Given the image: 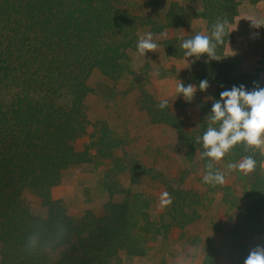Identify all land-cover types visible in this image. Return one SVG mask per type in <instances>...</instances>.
Returning <instances> with one entry per match:
<instances>
[{
	"label": "trees",
	"instance_id": "16d2710c",
	"mask_svg": "<svg viewBox=\"0 0 264 264\" xmlns=\"http://www.w3.org/2000/svg\"><path fill=\"white\" fill-rule=\"evenodd\" d=\"M201 1L202 9L197 11L172 0L164 17L157 18L129 10L127 0H0V264H120L121 252L146 255L151 240H164L174 231L189 246L198 244L199 238L190 235L187 227L201 218V192L198 184L183 183L194 173L207 171L209 159L200 158L204 149L197 137L207 130L211 109L204 110L197 127H192L181 98H166L168 107L160 109L164 99L148 89L151 73L130 71L150 122L175 131L176 148L191 165L177 181L145 163L124 164L115 154L120 143L106 123L95 127L83 149H77L75 141L88 133L91 123L86 99L92 72L98 70L112 81L129 73L125 61L129 49L136 46L139 29L175 32L163 45L167 55L181 58L186 50L176 42L195 21L205 20L204 35H210L217 20H227L229 35L216 49L220 59H209L207 54L189 57L186 81L197 85V90L201 80L215 82L214 100L234 85L243 84L248 90L261 87L257 73L234 74L232 64L223 59L234 38L240 0ZM93 150L113 164L114 175L106 173L104 180L109 199L99 213L86 208L72 214L52 190L66 170L92 161ZM245 156L257 161L246 217L260 221L264 155L253 147L245 150L242 143L227 154L233 160ZM125 168L133 183L154 186L164 175L163 186L172 203L164 206L158 219L120 183L117 176ZM214 168L218 169L216 164ZM28 192L40 199L43 211L31 209L25 198ZM116 193H124V198L114 200ZM31 238L36 239L35 246ZM209 259L204 256L202 264H210Z\"/></svg>",
	"mask_w": 264,
	"mask_h": 264
},
{
	"label": "rangeland",
	"instance_id": "374dc122",
	"mask_svg": "<svg viewBox=\"0 0 264 264\" xmlns=\"http://www.w3.org/2000/svg\"><path fill=\"white\" fill-rule=\"evenodd\" d=\"M172 0H127L129 10L141 14H151L157 18L164 17ZM181 4L197 11L202 9L201 0H177ZM239 14L233 28L234 38L228 44L224 60L229 61L234 74L250 71L257 73L264 87V26L250 27V21L243 18L255 16L264 18V0H240ZM205 20L200 18L179 35L178 46L182 41L197 33L205 34ZM137 31V41L134 48L129 49L125 61L128 72L117 80H109L98 70H94L89 78L91 92L86 99V108L91 123L88 133L75 141L77 149H83L92 138L95 127L106 123L111 134L120 145L115 148L117 157L124 164L132 161L145 163L151 168L163 173L169 180L177 181L183 170L191 166L185 162L183 152L176 148L175 131L163 124L150 122L139 103L140 92L133 88V75L130 71L151 73L150 92L161 99L181 98L185 102L187 119L192 127H197L198 118L204 110L211 109L214 102L216 83L209 81L206 91L197 90L193 99L187 101L183 95H178L176 85L188 83L184 72L188 66L189 57L177 58L166 54L163 41L174 37L173 31L167 29L163 33H152L153 40L159 45L157 51L140 55L137 42L141 36L151 33L148 29ZM177 51L178 47L176 48ZM178 95V96H177ZM207 111L205 114H208ZM94 152V150L92 151ZM243 158L230 159L227 155L218 163L219 170L225 173L226 182L223 185L212 186L203 182V175L194 173L192 178L183 185L190 187L198 184L201 192L199 210L201 218L187 227L190 235L199 238L197 245L189 246L174 231L166 239L154 238L148 245L146 255L128 256L121 252L120 264H202V260L210 258V264H244V259L251 249L264 243V215L260 221H250L246 217L250 198L247 196L254 179V172L245 174L238 170L229 171V162L238 163ZM113 164L109 159L99 158L95 152L92 161L73 166L66 170L62 181L52 190L55 199H62L70 213H79L86 208L96 213L102 204L109 199L104 180L106 173L114 175ZM118 175V174H117ZM160 177L154 186L144 183H133L128 168L117 178L126 189L137 194L141 206L149 211L153 219H158L164 209L161 197L165 192L163 178ZM25 198L35 212L43 211L40 199L26 193ZM124 193H116L114 200L120 201Z\"/></svg>",
	"mask_w": 264,
	"mask_h": 264
},
{
	"label": "clouds",
	"instance_id": "9594fccd",
	"mask_svg": "<svg viewBox=\"0 0 264 264\" xmlns=\"http://www.w3.org/2000/svg\"><path fill=\"white\" fill-rule=\"evenodd\" d=\"M249 20L250 27L260 28L264 26V18L255 16L243 17ZM228 21L217 20L212 25L210 35L201 33L195 34L189 39L182 41L180 47L185 51V56H200L207 54L209 59H220L216 54L218 45L223 44V37L226 33ZM159 45L153 40L152 33L141 36L137 42V50L140 55L148 51L155 52ZM255 83V82H254ZM207 79L199 82L200 91H206L209 87ZM197 91V85L188 84L181 81L176 85L178 95H183L187 101H191ZM177 95V96H178ZM158 107L164 109L168 107L166 99L161 100ZM211 115L208 117V127L202 136L197 137V142L202 143L204 151L200 153V158H208L206 173L203 175V182L215 186L223 185L226 182L225 173L214 168V164L220 162L237 144H244L245 150L249 147L256 148L264 155V87L255 86L248 90L241 84L232 86L230 90L220 93V98L214 100L211 106ZM257 161L253 156H245L238 163L229 162V171L238 170L245 174L255 171ZM172 203V197L164 192L161 197V206ZM30 244L35 246L36 239L31 238ZM244 264H264V246L257 245L250 250L244 259Z\"/></svg>",
	"mask_w": 264,
	"mask_h": 264
}]
</instances>
